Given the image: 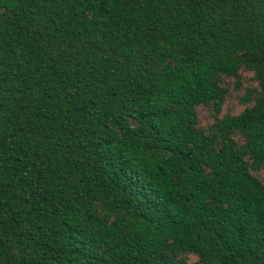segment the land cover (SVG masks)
Instances as JSON below:
<instances>
[{"label":"trees","instance_id":"1","mask_svg":"<svg viewBox=\"0 0 264 264\" xmlns=\"http://www.w3.org/2000/svg\"><path fill=\"white\" fill-rule=\"evenodd\" d=\"M262 170L264 0H0V264H264Z\"/></svg>","mask_w":264,"mask_h":264},{"label":"rangeland","instance_id":"2","mask_svg":"<svg viewBox=\"0 0 264 264\" xmlns=\"http://www.w3.org/2000/svg\"><path fill=\"white\" fill-rule=\"evenodd\" d=\"M239 75V88L235 86V78H225L222 82V85L228 88L229 93L218 116H222L224 114H236L240 112L244 107V104H242L239 100L240 96L244 93L246 88L256 86L253 72L242 69L239 71ZM198 118V126L206 127L208 124L212 123L214 120V112L212 108L200 107L198 109ZM261 175L264 177V170L261 171Z\"/></svg>","mask_w":264,"mask_h":264}]
</instances>
